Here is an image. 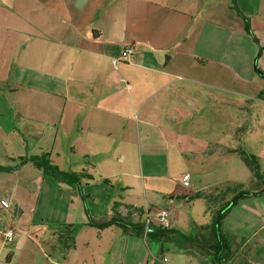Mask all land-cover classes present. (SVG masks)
I'll return each instance as SVG.
<instances>
[{"label":"crops","instance_id":"0c3cea01","mask_svg":"<svg viewBox=\"0 0 264 264\" xmlns=\"http://www.w3.org/2000/svg\"><path fill=\"white\" fill-rule=\"evenodd\" d=\"M236 4L253 36L232 0H0V166L11 169L0 171V241L25 233L0 244V264H199L197 238L163 252L87 214L104 221L116 207L144 223L173 205L171 228L190 236L220 207L195 195L221 204L238 184L264 190L236 153L264 172V0ZM42 154L82 176L86 201L19 167ZM230 215L222 230L234 236Z\"/></svg>","mask_w":264,"mask_h":264},{"label":"trees","instance_id":"16d2710c","mask_svg":"<svg viewBox=\"0 0 264 264\" xmlns=\"http://www.w3.org/2000/svg\"><path fill=\"white\" fill-rule=\"evenodd\" d=\"M233 7L238 11V13L244 18L246 30L252 35L249 20L238 10L236 0H232ZM253 36V35H252ZM255 41L256 38L253 37ZM260 72V71H259ZM236 153L241 157L245 165L250 169L253 174L254 179L264 185V172L261 169V164L258 157L245 148L240 147L236 150ZM31 164L38 170H41L44 175L52 177L55 181L59 183L66 184L67 186L77 189L79 195L86 201V196L82 192L81 179L82 176L74 173L63 171L59 169L50 160L49 154L35 155L30 157L20 158V166ZM11 169L9 167L0 166V171L9 172ZM229 192H234L233 197L224 201L220 204L219 209L215 213L214 221L210 226L201 227L195 235H187L173 228H163L161 226L152 225L147 234L145 241L148 245L159 246L164 252L167 250V245L170 243L176 244L178 247L182 248L185 245H192L194 241L197 240L205 248L203 254L209 261V256H212L219 264H229L234 258L237 250L234 249L232 243V236L225 234L222 230V224L225 218L231 213L234 207H236L241 201L249 199L251 197H261L264 196V190L260 192L251 191L243 184H238L234 187L226 188L221 191L222 195H227ZM196 197H204L210 203L218 202L223 200L222 196H216L214 193L209 195L197 194ZM88 225L94 227L98 230H104L111 226H116L123 234H133L134 236L144 239L145 226L141 222H133L128 217L122 216L116 209H113L112 215L108 220L95 221L89 214ZM68 237V233L65 232Z\"/></svg>","mask_w":264,"mask_h":264},{"label":"rangeland","instance_id":"374dc122","mask_svg":"<svg viewBox=\"0 0 264 264\" xmlns=\"http://www.w3.org/2000/svg\"><path fill=\"white\" fill-rule=\"evenodd\" d=\"M9 195L10 192H6L2 196L10 197ZM250 201L253 200L247 199L241 201L236 207L233 208V210L231 211L232 214H229L231 217L228 222L230 223L229 228L238 230L237 234L231 237L232 242L234 243L232 245L234 249L237 250V252L229 264H264V228L263 231L262 229L259 230V232L255 236H252L251 234L252 232H254V230H257V228H259V226H261V224L264 222V201ZM219 203L220 200L218 202L214 201L210 204V207L215 208L217 205L219 207ZM189 211L190 210L188 209L187 211L183 212L188 214ZM229 215L227 217H229ZM0 221H4L3 215L1 213ZM51 232V229L47 232L48 236ZM238 235L248 236V241H246V239H241ZM249 235L251 237H249ZM21 236L22 235H19L18 237ZM29 236H32L31 233H29ZM18 237H16L13 242L5 244L6 248L11 247V245L16 242V239ZM41 237L42 235H39L38 239H40ZM0 242V244L3 245L2 239ZM149 247L154 249V245H149ZM193 253L195 254L197 263L209 264L207 258L202 252L196 251Z\"/></svg>","mask_w":264,"mask_h":264},{"label":"built area","instance_id":"2783aa9c","mask_svg":"<svg viewBox=\"0 0 264 264\" xmlns=\"http://www.w3.org/2000/svg\"><path fill=\"white\" fill-rule=\"evenodd\" d=\"M134 52V49L132 46L127 45L124 51L121 53V60L128 61ZM179 182L182 186H187L188 185V177L187 176H182L179 178ZM11 202V197H5L1 200V204L4 207L8 206V203ZM173 203V202H172ZM173 206V205H172ZM172 206H167L158 211L157 216L151 217L150 215H147L144 220V226H145V232H144V240L146 238V234L149 230V228L153 225L154 222L158 226H161L163 228H171V219H170V214L172 210ZM20 234H25L22 229L17 228V229H8L2 234V241L3 244H8L10 242H13L14 239L20 235Z\"/></svg>","mask_w":264,"mask_h":264},{"label":"water","instance_id":"95a60500","mask_svg":"<svg viewBox=\"0 0 264 264\" xmlns=\"http://www.w3.org/2000/svg\"><path fill=\"white\" fill-rule=\"evenodd\" d=\"M210 264H219L212 256H209Z\"/></svg>","mask_w":264,"mask_h":264}]
</instances>
